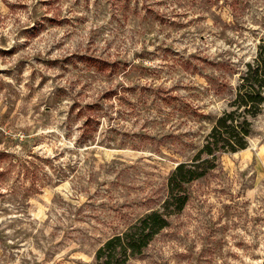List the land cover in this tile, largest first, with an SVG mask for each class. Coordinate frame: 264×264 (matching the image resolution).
Instances as JSON below:
<instances>
[{
  "label": "rangeland",
  "instance_id": "1",
  "mask_svg": "<svg viewBox=\"0 0 264 264\" xmlns=\"http://www.w3.org/2000/svg\"><path fill=\"white\" fill-rule=\"evenodd\" d=\"M263 35L264 0H0V264H92L205 147L129 264H264V104L223 120Z\"/></svg>",
  "mask_w": 264,
  "mask_h": 264
},
{
  "label": "trees",
  "instance_id": "2",
  "mask_svg": "<svg viewBox=\"0 0 264 264\" xmlns=\"http://www.w3.org/2000/svg\"><path fill=\"white\" fill-rule=\"evenodd\" d=\"M264 104V35L259 40L256 55L240 75L236 94L223 120L242 137L250 134L251 120L262 111ZM207 148L200 150L189 163L176 165L167 179V195L161 210L151 211L138 219L120 235L108 239L95 253L92 264H129L139 257L161 231L169 226V219L180 214L188 202L186 185L214 170L216 163Z\"/></svg>",
  "mask_w": 264,
  "mask_h": 264
}]
</instances>
